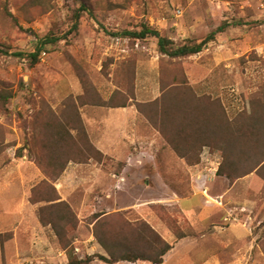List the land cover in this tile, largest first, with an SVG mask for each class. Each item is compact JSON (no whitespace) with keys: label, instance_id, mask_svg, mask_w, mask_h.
<instances>
[{"label":"rangeland","instance_id":"1","mask_svg":"<svg viewBox=\"0 0 264 264\" xmlns=\"http://www.w3.org/2000/svg\"><path fill=\"white\" fill-rule=\"evenodd\" d=\"M224 23L174 58L122 34L190 45ZM0 46V264H153L100 258L95 232L153 253L141 222L171 244L160 264H264V0H0ZM127 103L116 160L79 108Z\"/></svg>","mask_w":264,"mask_h":264},{"label":"trees","instance_id":"2","mask_svg":"<svg viewBox=\"0 0 264 264\" xmlns=\"http://www.w3.org/2000/svg\"><path fill=\"white\" fill-rule=\"evenodd\" d=\"M82 11H88L89 7L85 4V2H81L79 7L76 8L73 11V20L74 23L71 26V29L74 30L77 28L78 19L80 16V12ZM227 26V23H224L218 27H216L213 31H211L209 34H207L201 41L194 44H183L180 46H173L170 39L162 36L158 30L149 27L148 25L143 24L140 29L135 30H124L122 32L123 35H126L128 37L132 38H139L143 39L148 36H154L157 39V46L158 51L161 54L167 55L168 57L174 58V57H182L191 55L194 53H197L201 51L203 46L210 40H212L217 32H221L224 30V28ZM55 39V38H53ZM52 39L48 38L47 42H51ZM45 41H41L40 45L36 47V50L34 52L26 54L28 58H30L31 62L30 64H33L37 60V55L40 51V49L45 45ZM0 53L1 54H9V51L7 48L0 46ZM16 56H23L24 53L22 52H15L13 53ZM2 99L6 100L8 97L0 96ZM124 106V105H123ZM226 148V147H225ZM264 160V154L261 158V161ZM260 163V161H258ZM257 162V164H258ZM255 167H252L251 169H248L247 172H250ZM247 172L243 173L246 174ZM61 202H59V205ZM100 215V214H99ZM120 217V215H118ZM122 220V218H120ZM123 221V220H122ZM124 222V221H123ZM108 223L106 220H103L100 222L101 228H105ZM126 225V224H125ZM135 231L138 235V237L142 240H145L146 249L145 250H153V253H146V252H132V251H124L122 253H115L111 251L110 246L107 245L106 242H104L97 232H95V237L98 239V242L104 247V249L107 251L109 258H106L101 255V259L107 261L108 263H113L117 261H136V260H144V261H150L153 264H160L163 261L164 254L171 248V244H169L167 241L162 239L154 229H152L148 224L142 223L137 226H135ZM133 229V230H134ZM150 233L153 238L147 239V234ZM102 234H105L102 232ZM147 239V240H146ZM69 263L68 264H81L83 261L74 259L71 255L68 256ZM87 260V259H86ZM85 261V260H84Z\"/></svg>","mask_w":264,"mask_h":264},{"label":"crops","instance_id":"3","mask_svg":"<svg viewBox=\"0 0 264 264\" xmlns=\"http://www.w3.org/2000/svg\"><path fill=\"white\" fill-rule=\"evenodd\" d=\"M87 108V104H84L79 109L91 144L101 149L103 154L115 156L116 160L121 159L120 147L125 143L124 138H132L130 130L127 129L128 124L132 123V119H136V113H138L136 107L133 104L129 106L127 103L124 106L118 105L108 109L92 107L90 112ZM91 114L101 117L100 121H97L100 123L97 129H94L96 120L91 118ZM129 160H131V156Z\"/></svg>","mask_w":264,"mask_h":264}]
</instances>
